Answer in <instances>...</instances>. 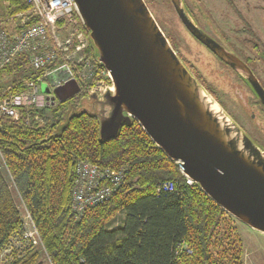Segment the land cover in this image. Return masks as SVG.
<instances>
[{
	"label": "trees",
	"instance_id": "16d2710c",
	"mask_svg": "<svg viewBox=\"0 0 264 264\" xmlns=\"http://www.w3.org/2000/svg\"><path fill=\"white\" fill-rule=\"evenodd\" d=\"M1 3L12 13L30 7L25 0ZM96 54L89 41L85 58ZM22 64L7 72L20 71ZM59 65L60 59L44 68ZM80 89L49 109L45 126L0 118V252L22 233V211L44 249L23 240L2 264H43L45 254L51 264H244L243 241L232 217L198 185L186 184L178 163L137 121L123 123L114 137L101 140L99 115L81 106L87 88L81 84ZM80 161L127 172L110 199L75 220L71 194ZM167 182L173 183L172 191H157ZM118 214L121 225L109 229Z\"/></svg>",
	"mask_w": 264,
	"mask_h": 264
},
{
	"label": "water",
	"instance_id": "95a60500",
	"mask_svg": "<svg viewBox=\"0 0 264 264\" xmlns=\"http://www.w3.org/2000/svg\"><path fill=\"white\" fill-rule=\"evenodd\" d=\"M74 2L95 58L112 82L101 100L94 95L86 99L100 105V139L112 138L123 123L137 121L201 191L231 217L264 235V153L203 94L145 1ZM171 2L194 37L206 44L204 35L188 24L179 0ZM211 48L222 54L217 46ZM49 78L58 102L81 91L66 69ZM256 90L264 102V91Z\"/></svg>",
	"mask_w": 264,
	"mask_h": 264
},
{
	"label": "built area",
	"instance_id": "2783aa9c",
	"mask_svg": "<svg viewBox=\"0 0 264 264\" xmlns=\"http://www.w3.org/2000/svg\"><path fill=\"white\" fill-rule=\"evenodd\" d=\"M25 2L30 7L15 13L7 3L0 5V118L22 121L27 127L45 126L49 123V109L58 101L50 84L47 93L40 91V84L53 73L66 69L79 87L82 84L87 88V99L94 95L101 100L112 89V82L97 58H85L89 38L74 0ZM58 59V67L44 68ZM19 61L23 63L20 71L7 72ZM179 170L183 174L180 167ZM126 172L127 168L114 170L78 162L71 194L74 219L79 220L87 209L110 199L123 185ZM183 176L186 184L194 183ZM173 187V183L167 182L159 185L157 191H172ZM23 215V226L31 229H25L22 238L44 250L29 214L24 211ZM43 264H51L47 254Z\"/></svg>",
	"mask_w": 264,
	"mask_h": 264
},
{
	"label": "flooded vegetation",
	"instance_id": "af4514ba",
	"mask_svg": "<svg viewBox=\"0 0 264 264\" xmlns=\"http://www.w3.org/2000/svg\"><path fill=\"white\" fill-rule=\"evenodd\" d=\"M163 2L169 3L181 32L188 33L189 43L196 46L189 50L203 52L206 92L217 98L235 128L264 149V102L256 90L264 91V0H179L188 24L204 35L206 44L185 26L171 0ZM184 66L197 72L192 65Z\"/></svg>",
	"mask_w": 264,
	"mask_h": 264
},
{
	"label": "rangeland",
	"instance_id": "374dc122",
	"mask_svg": "<svg viewBox=\"0 0 264 264\" xmlns=\"http://www.w3.org/2000/svg\"><path fill=\"white\" fill-rule=\"evenodd\" d=\"M3 2V0H0ZM164 0H148V9L152 16L154 17L156 23L158 24L159 28L163 32V34L168 39V42L172 49L177 54L179 60L183 61L187 66V64L192 65L197 70L196 73L191 72L192 76L196 79L198 84L201 86V90L203 94L208 96L209 100L212 101L219 110L222 111L221 107L216 103L215 100L217 98H212L207 90L203 85L202 77L205 75V68H204V59H203V52L202 50L195 49L194 51L189 50V47L195 48V45H191L189 43V35L188 33H182L183 30L181 26L179 27L178 21L169 5V3L163 2ZM0 2V3H1ZM147 2V0H146ZM189 37H188V36ZM188 44V45H187ZM181 61V62H182ZM49 79L47 81H42L40 84V91L44 93L45 89L49 91ZM107 84V82H105ZM108 85V84H107ZM1 86L0 88H2ZM51 87V86H50ZM208 89V88H207ZM208 91H210L208 89ZM212 92V91H211ZM106 93V92H105ZM104 93V94H105ZM217 94V93H216ZM81 106L85 107L88 111H92L98 114L100 110L99 103L94 102V100H83L81 102ZM223 112V111H222ZM224 113V112H223ZM225 115V114H224ZM259 150L264 153V149L259 148ZM20 209H22L20 205ZM24 212L22 211V214ZM24 215H22L23 219ZM123 219L122 214H118L109 224V229L117 228L121 225V221ZM232 225L236 229V233L240 236L243 241L244 247V264H264V235L249 228L248 226L244 225L243 223L237 221L235 218L232 217ZM25 227V225L23 226ZM23 228L22 233L17 234L14 236L10 243L0 252V264H2L11 253L12 249H19L23 247L22 245L25 243L23 242L22 235L23 233L29 229ZM19 237L22 238L19 240Z\"/></svg>",
	"mask_w": 264,
	"mask_h": 264
},
{
	"label": "crops",
	"instance_id": "0c3cea01",
	"mask_svg": "<svg viewBox=\"0 0 264 264\" xmlns=\"http://www.w3.org/2000/svg\"><path fill=\"white\" fill-rule=\"evenodd\" d=\"M49 84H50V82H49Z\"/></svg>",
	"mask_w": 264,
	"mask_h": 264
}]
</instances>
